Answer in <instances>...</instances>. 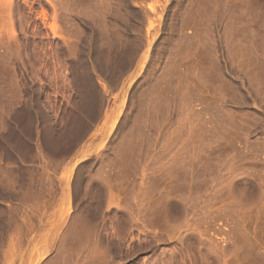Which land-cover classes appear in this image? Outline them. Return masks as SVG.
<instances>
[{"label":"rangeland","instance_id":"1","mask_svg":"<svg viewBox=\"0 0 264 264\" xmlns=\"http://www.w3.org/2000/svg\"><path fill=\"white\" fill-rule=\"evenodd\" d=\"M0 264H264V0H0Z\"/></svg>","mask_w":264,"mask_h":264}]
</instances>
